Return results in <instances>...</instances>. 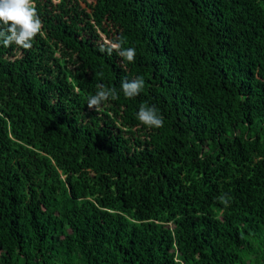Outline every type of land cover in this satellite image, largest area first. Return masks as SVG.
Instances as JSON below:
<instances>
[{"label": "trees", "instance_id": "16d2710c", "mask_svg": "<svg viewBox=\"0 0 264 264\" xmlns=\"http://www.w3.org/2000/svg\"><path fill=\"white\" fill-rule=\"evenodd\" d=\"M36 4L0 45V264H264V0Z\"/></svg>", "mask_w": 264, "mask_h": 264}, {"label": "clouds", "instance_id": "9594fccd", "mask_svg": "<svg viewBox=\"0 0 264 264\" xmlns=\"http://www.w3.org/2000/svg\"><path fill=\"white\" fill-rule=\"evenodd\" d=\"M43 35V22L40 18L36 0H0V45L5 48L12 45L17 48L29 50L33 47V41L37 36ZM126 38L121 35L109 40L101 46V52L111 55L116 52L124 61L133 63L136 57L134 47H125ZM97 92L88 98L87 107L96 112L102 110L103 104L109 99H117L115 88H108L103 84H97ZM145 87L143 76L129 80L124 78L121 89L127 98H134ZM137 120L148 128H161L164 126V117L159 109L148 104H141L137 113ZM226 202L224 195L218 197Z\"/></svg>", "mask_w": 264, "mask_h": 264}]
</instances>
